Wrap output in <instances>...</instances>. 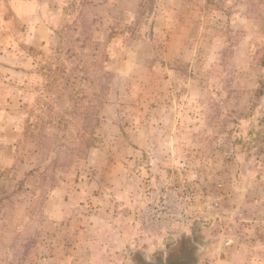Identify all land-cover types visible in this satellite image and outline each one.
Returning <instances> with one entry per match:
<instances>
[{
	"label": "rangeland",
	"instance_id": "1",
	"mask_svg": "<svg viewBox=\"0 0 264 264\" xmlns=\"http://www.w3.org/2000/svg\"><path fill=\"white\" fill-rule=\"evenodd\" d=\"M38 1L56 29L0 38V99L23 130L84 110L24 140L39 185L0 259L264 264V0Z\"/></svg>",
	"mask_w": 264,
	"mask_h": 264
},
{
	"label": "crops",
	"instance_id": "2",
	"mask_svg": "<svg viewBox=\"0 0 264 264\" xmlns=\"http://www.w3.org/2000/svg\"><path fill=\"white\" fill-rule=\"evenodd\" d=\"M44 6L51 10L48 4ZM42 12L46 13V9L38 0H0V38H4L7 32L14 41H23L35 48L48 43L54 34L52 26L54 25L56 29V24H52L47 15L41 20ZM66 23L67 21L62 22L59 27ZM0 52H4L3 49H0ZM6 104L9 106L23 104L19 100L0 99V245L2 250L10 252L20 238L11 234V229L14 233L21 227V221L17 224L16 219H27L31 216L30 208L35 200L34 191L39 185L40 170L32 160L37 153L36 147L31 142H25L27 138L24 137L23 120L15 123L19 118L17 119L15 115L14 122L11 112L7 113L5 110ZM20 115L23 117L22 113ZM10 200L21 205L15 206L14 211L9 214L6 202ZM45 214L52 215V212L45 211ZM0 261L1 264H5L4 258Z\"/></svg>",
	"mask_w": 264,
	"mask_h": 264
},
{
	"label": "trees",
	"instance_id": "3",
	"mask_svg": "<svg viewBox=\"0 0 264 264\" xmlns=\"http://www.w3.org/2000/svg\"><path fill=\"white\" fill-rule=\"evenodd\" d=\"M79 26H80V23H78V25H75V29H77V27H79ZM53 72H54V70L53 71L50 70L48 75L50 74V75L53 76L55 74V73L53 74ZM61 73H62L61 74V76H62L64 73L63 72H61ZM67 73H68V75H70V70L67 71ZM78 74H79V70H77V77L76 78H74V77L72 78L73 79L72 86L74 84L78 83V81H77ZM55 91L56 90L52 91V92H54L53 95L57 93ZM64 92L65 91H61L59 93L63 95ZM76 93L77 92H73L74 95H77ZM74 102H75V100H74ZM38 109H41V108L37 107L35 109V111L37 112ZM68 109L70 110L69 112H63L61 114H57L55 116L56 120H54V122L50 123V122L47 121V123L42 124V125L36 127L35 129H33L32 126H30V124H29L28 127H26V130L24 129L25 130L24 131V137L25 138L31 137L32 139H36V140L42 139V138L43 139L44 138L47 139V138L54 137L55 134H53V133L55 131H59V129H58L59 124L65 122V126L67 128V125L69 123L68 117L76 118L77 116L82 115V112H83L82 110H84V108H81L79 105H77V103H74V104L73 103L72 104L69 103L68 104ZM54 115H55V113H54ZM34 121H37L36 118L32 121V123ZM55 139H57V137H55ZM73 139H74V137L71 134L69 140L64 142L63 144H61L59 146V148L62 149V152H64V154H71L72 153V150L71 149L69 150L68 145L71 144Z\"/></svg>",
	"mask_w": 264,
	"mask_h": 264
},
{
	"label": "water",
	"instance_id": "4",
	"mask_svg": "<svg viewBox=\"0 0 264 264\" xmlns=\"http://www.w3.org/2000/svg\"><path fill=\"white\" fill-rule=\"evenodd\" d=\"M143 259V264H168V254H163L160 260L156 259L153 255H141ZM184 260L181 258V261Z\"/></svg>",
	"mask_w": 264,
	"mask_h": 264
},
{
	"label": "flooded vegetation",
	"instance_id": "5",
	"mask_svg": "<svg viewBox=\"0 0 264 264\" xmlns=\"http://www.w3.org/2000/svg\"><path fill=\"white\" fill-rule=\"evenodd\" d=\"M173 252H170L171 254L169 255V258H168V264H186L188 262V260H189L188 258L184 262L174 261V256H173L174 254H173Z\"/></svg>",
	"mask_w": 264,
	"mask_h": 264
}]
</instances>
